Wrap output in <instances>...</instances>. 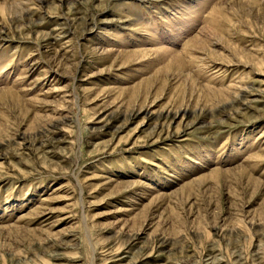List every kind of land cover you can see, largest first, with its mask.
<instances>
[{"label": "rangeland", "instance_id": "374dc122", "mask_svg": "<svg viewBox=\"0 0 264 264\" xmlns=\"http://www.w3.org/2000/svg\"><path fill=\"white\" fill-rule=\"evenodd\" d=\"M0 264H264V0H0Z\"/></svg>", "mask_w": 264, "mask_h": 264}]
</instances>
